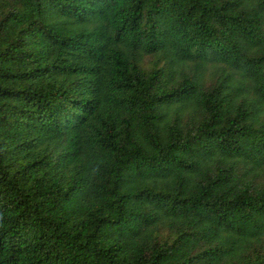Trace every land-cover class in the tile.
Returning <instances> with one entry per match:
<instances>
[{"label":"trees","instance_id":"obj_1","mask_svg":"<svg viewBox=\"0 0 264 264\" xmlns=\"http://www.w3.org/2000/svg\"><path fill=\"white\" fill-rule=\"evenodd\" d=\"M0 264H264V0H0Z\"/></svg>","mask_w":264,"mask_h":264}]
</instances>
